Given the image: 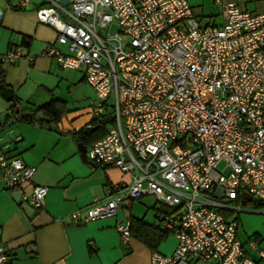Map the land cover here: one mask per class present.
<instances>
[{"label":"built area","instance_id":"built-area-1","mask_svg":"<svg viewBox=\"0 0 264 264\" xmlns=\"http://www.w3.org/2000/svg\"><path fill=\"white\" fill-rule=\"evenodd\" d=\"M67 1L43 0L36 10L68 50L48 52L63 68L83 71L98 95L95 119L112 107L113 123L88 158L132 176L70 218L106 219L153 195L175 209L159 212L155 227L179 242L171 256L153 252L150 264H259L264 249L255 238L242 242L238 220L223 210L242 211L230 203L246 202L244 192L264 201V13L222 2L224 23L203 25L188 0ZM23 55L19 46L0 55V64ZM0 168L11 189L37 172L6 151ZM48 190L36 185L24 199L42 208ZM131 225L117 224L123 243ZM9 260L0 243V264Z\"/></svg>","mask_w":264,"mask_h":264},{"label":"crops","instance_id":"crops-1","mask_svg":"<svg viewBox=\"0 0 264 264\" xmlns=\"http://www.w3.org/2000/svg\"><path fill=\"white\" fill-rule=\"evenodd\" d=\"M21 1L0 0V9L4 11L0 21V55L24 47L21 58L1 64L5 84L22 108L60 99L64 112L50 128L14 122L12 102L0 89V153L10 152L37 167L33 180L20 189L7 187L0 168V243L10 255L6 264H150L155 251L171 256L179 240L171 231L155 227V222L159 212L172 213L175 209L153 195L128 201L116 216L106 219L78 223L70 218L76 210L105 198L114 184L131 183L132 176L114 165L103 166L83 159L80 144L87 146L88 153L107 133L113 123L112 114L106 109L101 118L95 119L92 107L98 102V95L83 71L63 68L48 52L52 48L64 53L68 50L57 42L58 32L39 21L36 10L43 0L17 6ZM188 2L203 25L224 23L222 2H235L241 10L264 13V0ZM109 116V122L100 125L101 119ZM90 125L100 126L87 135L84 129ZM36 185L49 190L42 208L29 216L13 193L23 191L24 199ZM25 203L30 204L24 199ZM223 214L238 220V237L242 242L255 238L264 249V211L240 215V211L223 210ZM127 220L137 222L130 240L123 243L117 224ZM139 224L146 227L139 228ZM145 229L148 236L143 235ZM154 232L163 236L156 240L152 237ZM258 263L264 264V259H258ZM183 264L219 263L190 259Z\"/></svg>","mask_w":264,"mask_h":264},{"label":"trees","instance_id":"trees-1","mask_svg":"<svg viewBox=\"0 0 264 264\" xmlns=\"http://www.w3.org/2000/svg\"><path fill=\"white\" fill-rule=\"evenodd\" d=\"M4 72L5 70L1 68V64H0V89H2L1 88L2 85L6 86L4 80ZM10 102H12V108H13V114L11 118L13 119L14 122H28L50 128L52 123H57L59 121L62 113L64 112V103L60 99H52L51 101L43 105L30 109L22 108L21 106H19L18 100L15 99L14 95L13 98L10 100ZM75 133L76 132H74L73 134ZM260 204H264V203H260ZM136 222L137 221L132 222L131 233L133 231ZM138 227L143 228L146 227V225L144 226L143 224H139ZM148 230L149 228H147V231ZM147 231L145 229L143 231V235L148 236ZM154 235L152 237L155 238L156 240H159L163 236V233L161 234V232H154Z\"/></svg>","mask_w":264,"mask_h":264},{"label":"water","instance_id":"water-1","mask_svg":"<svg viewBox=\"0 0 264 264\" xmlns=\"http://www.w3.org/2000/svg\"><path fill=\"white\" fill-rule=\"evenodd\" d=\"M64 3H68L67 0H63ZM3 92H4V95L6 97V99L8 100H11L13 98V91L11 88L5 86V85H2L1 86ZM111 119V117H107L105 119H101L100 121V125H105L109 122V120ZM100 125H90V126H87L85 129H84V133L87 134V135H90L92 133V131H95L96 129L99 128ZM80 150H81V153H82V157L83 159H88L87 157V146L84 144V143H81L80 144ZM16 201L19 203V204H22L23 205V208L24 210L28 213L29 216H33L35 214H37L38 210L35 209L34 207H32L30 204H27L25 203L24 204V199H23V195H24V192L23 191H16L13 193ZM243 198L244 200L246 201H254L256 203H259V202H262L261 199L259 198H254L251 194L247 193V192H244L243 193ZM124 204H127V202H125Z\"/></svg>","mask_w":264,"mask_h":264},{"label":"rangeland","instance_id":"rangeland-1","mask_svg":"<svg viewBox=\"0 0 264 264\" xmlns=\"http://www.w3.org/2000/svg\"><path fill=\"white\" fill-rule=\"evenodd\" d=\"M112 31L116 32L117 26H114ZM112 102H113V100L111 99L110 103H112ZM107 110L109 113L113 114V110H112L111 106H109L107 108ZM222 166H223V164L221 165V167ZM244 203H246V204L244 205ZM260 203H264V201L259 202V203H256L254 201L243 202L242 199H240L239 201H234V202L230 203V205H231V207L238 208V209L242 210V211H240V215H242V214H245L247 212H263L264 211V204L261 206H258V204H260ZM235 213L237 214V212H235Z\"/></svg>","mask_w":264,"mask_h":264}]
</instances>
